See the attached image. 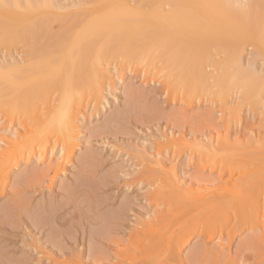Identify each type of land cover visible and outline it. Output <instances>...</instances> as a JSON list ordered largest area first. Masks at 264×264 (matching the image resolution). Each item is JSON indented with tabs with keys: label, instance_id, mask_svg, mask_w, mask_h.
Returning <instances> with one entry per match:
<instances>
[{
	"label": "rangeland",
	"instance_id": "obj_1",
	"mask_svg": "<svg viewBox=\"0 0 264 264\" xmlns=\"http://www.w3.org/2000/svg\"><path fill=\"white\" fill-rule=\"evenodd\" d=\"M55 1L64 7L51 9L58 16L83 2ZM253 53L248 43L240 63L264 73V59ZM20 59L2 53L0 67ZM91 66L107 77L97 72L87 85L86 72L77 69L75 83L50 92L49 103L63 99L66 107L51 132L42 133L43 103L36 119L15 112L5 122L0 115V147L8 148L5 139L13 145L0 155V170L9 166L0 210L19 201L25 216L20 226L11 211L0 225V264H264V142L254 143L264 137V107L239 106L237 90L222 94L223 108L217 96L181 95L162 63L118 57ZM170 95L178 100L168 101ZM210 130L213 143L189 135ZM170 134L174 142L165 144L161 159L167 174L158 173L155 147ZM229 135L249 146L223 144ZM149 146L151 155L144 152ZM33 213L39 223L32 226Z\"/></svg>",
	"mask_w": 264,
	"mask_h": 264
},
{
	"label": "bare ground",
	"instance_id": "obj_2",
	"mask_svg": "<svg viewBox=\"0 0 264 264\" xmlns=\"http://www.w3.org/2000/svg\"><path fill=\"white\" fill-rule=\"evenodd\" d=\"M53 7L64 9L55 0H0V55L15 53L21 57L14 64L0 67V115L5 116V122L15 112L36 119L39 103H43L45 130L42 133L51 132L57 123V112L66 107L63 99L57 106L49 103L50 92L61 93L63 85L75 83L79 76L77 69L86 72L87 85L99 75L107 77L103 68L97 69L91 62L118 57L150 66L162 63L172 89L209 98L217 96L220 102L214 101L222 102V108L227 105L222 94L234 90L240 92L239 106L264 107V73L252 65L243 66L239 59L248 43L254 47L253 55L264 59V0H83L81 7H77L79 10L62 16L52 12ZM208 68L213 71L208 73ZM171 96L168 101L178 100L172 98L175 95ZM190 134L197 135L194 139L198 144L203 139L210 143L215 140L213 130L209 134L197 131ZM186 135L183 132L179 139L184 140ZM230 136L222 143L240 148L249 146L242 137L232 142ZM65 137L71 142L72 130ZM174 137L175 134L163 135L160 140L163 138L165 143L156 144V156L160 158L156 163L158 173L167 174L165 162L161 160L162 149L174 142ZM260 142H264L263 136L254 140V143ZM4 143L8 148L0 147V155L5 156L13 145L7 139ZM33 145L27 147L31 153H34ZM151 148L147 147L144 152L151 155ZM16 163L15 167L20 160ZM8 167L7 164L0 170L3 185L0 196L5 195ZM20 184L17 178L15 187ZM174 188L179 189L177 185ZM20 203L14 201L13 206L1 208L0 225H7L6 217L11 211L14 223L24 222ZM127 207L118 213L121 222L128 216ZM37 215L29 217L32 226L39 223ZM71 241L77 243L78 239ZM54 244L64 245L61 241ZM92 260L94 264H106Z\"/></svg>",
	"mask_w": 264,
	"mask_h": 264
}]
</instances>
